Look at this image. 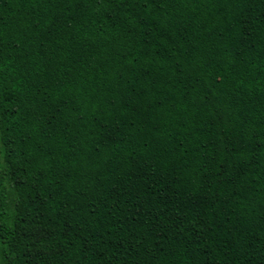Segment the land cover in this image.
Segmentation results:
<instances>
[{"label": "trees", "instance_id": "1", "mask_svg": "<svg viewBox=\"0 0 264 264\" xmlns=\"http://www.w3.org/2000/svg\"><path fill=\"white\" fill-rule=\"evenodd\" d=\"M0 264H264V0H0Z\"/></svg>", "mask_w": 264, "mask_h": 264}, {"label": "rangeland", "instance_id": "2", "mask_svg": "<svg viewBox=\"0 0 264 264\" xmlns=\"http://www.w3.org/2000/svg\"><path fill=\"white\" fill-rule=\"evenodd\" d=\"M0 152H1V144H0ZM2 161V155L0 153V162Z\"/></svg>", "mask_w": 264, "mask_h": 264}]
</instances>
